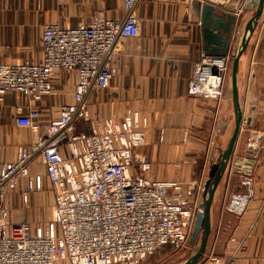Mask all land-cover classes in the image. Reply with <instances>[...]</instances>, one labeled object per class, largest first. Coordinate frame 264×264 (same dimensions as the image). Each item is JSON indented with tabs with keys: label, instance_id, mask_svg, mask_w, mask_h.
I'll use <instances>...</instances> for the list:
<instances>
[{
	"label": "crops",
	"instance_id": "obj_1",
	"mask_svg": "<svg viewBox=\"0 0 264 264\" xmlns=\"http://www.w3.org/2000/svg\"><path fill=\"white\" fill-rule=\"evenodd\" d=\"M211 8L222 16L220 24H228V14ZM99 10L114 21L124 16L122 0H62L60 5L57 0H0V67L40 64L45 27L87 26ZM203 12L202 5L192 0H140L138 36L119 42L110 65L109 87L91 93L89 119L76 126L78 132L87 134H100L112 126L123 132L140 131L143 142L133 151V160L149 163L145 178L179 186L175 193L162 191L171 200L186 198L190 190L201 204L234 128L230 69L219 101L187 95L194 64L205 54ZM253 13L245 8L240 19L233 21L237 39L232 53ZM210 16L215 17L214 13ZM237 82L240 131L214 193L203 258L232 255L236 264H264V6L239 59ZM75 83L73 73L59 71L53 78L52 94L40 101L0 93V163L14 162L19 147L47 133L60 107L73 102ZM33 110L39 113L34 129L16 123ZM254 132L261 140L251 158L245 155V145ZM61 155L67 172L76 174L78 160L64 147ZM56 191L44 166L31 162L27 176L7 193V223L25 222L38 236L57 233L53 221ZM55 264L69 263L61 259Z\"/></svg>",
	"mask_w": 264,
	"mask_h": 264
},
{
	"label": "built area",
	"instance_id": "obj_2",
	"mask_svg": "<svg viewBox=\"0 0 264 264\" xmlns=\"http://www.w3.org/2000/svg\"><path fill=\"white\" fill-rule=\"evenodd\" d=\"M232 15L238 21L246 0H192ZM140 0H122L123 19H107L97 11L87 26L44 28L42 62L38 65L0 67V93H17L40 101L53 92L59 71L73 73V102L60 107L47 133L17 149L12 163H0V264H141L164 248L179 252L188 244L201 203L190 190L186 198L171 200L162 191L175 193L179 186L150 182V165L134 162L133 151L142 145L138 130L123 132L107 127L100 134L78 132L87 122V99L95 90H105L112 79L111 62L120 41L138 36L136 10ZM60 5L62 0H57ZM232 46L219 59L202 54L194 64L187 95L219 101L231 64ZM39 113L30 111L16 120L34 129ZM261 136L250 134L245 155L254 158ZM80 165L76 174L65 168L61 148ZM39 161L49 182L56 185L53 221L57 233L38 236L25 223L8 224L4 202L7 193L27 176L28 165ZM193 197V198H192ZM189 198V199H188ZM193 254V253H192ZM191 254V255H192ZM199 264H236L234 256H208Z\"/></svg>",
	"mask_w": 264,
	"mask_h": 264
},
{
	"label": "water",
	"instance_id": "obj_3",
	"mask_svg": "<svg viewBox=\"0 0 264 264\" xmlns=\"http://www.w3.org/2000/svg\"><path fill=\"white\" fill-rule=\"evenodd\" d=\"M263 6L264 0H248L245 6L246 9L253 8L254 13L242 28L238 45L231 54L232 59L230 64L231 103L234 116V128L230 139L223 150L218 166L210 180V183L204 191L203 202L200 205L194 220L193 231L188 244L189 246L193 244V242L196 240L198 232L201 230L198 249L180 264H199L206 250L207 241L210 234V207L213 201L215 190L230 161L240 131L241 111L239 107L237 87L239 59L245 51L247 44L260 21L263 13ZM202 9L204 12L201 23L203 28V40L205 43V55L214 57L216 59L222 58L226 55L230 46H232V44L236 42L237 39V37H234L233 35V21H235V18L228 14L226 16L228 19V24L222 25L218 22L219 19H222L220 18L222 16H217L211 6L202 5ZM211 13H214L215 17L210 16Z\"/></svg>",
	"mask_w": 264,
	"mask_h": 264
},
{
	"label": "rangeland",
	"instance_id": "obj_4",
	"mask_svg": "<svg viewBox=\"0 0 264 264\" xmlns=\"http://www.w3.org/2000/svg\"><path fill=\"white\" fill-rule=\"evenodd\" d=\"M247 1L248 0H246L245 6L247 4ZM251 10L254 11L253 8H251ZM193 226L191 229V233L189 235V239L192 235ZM200 235H201V230L198 232L196 236V240L193 242V244L190 246L187 245V247L182 251L177 252L174 249L167 247L162 249L158 253H155L154 255L148 257L141 264H180L181 262L189 258L192 253H195L197 251ZM189 239H188V243H189Z\"/></svg>",
	"mask_w": 264,
	"mask_h": 264
}]
</instances>
